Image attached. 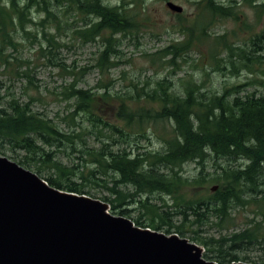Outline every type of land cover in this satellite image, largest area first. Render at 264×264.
Returning a JSON list of instances; mask_svg holds the SVG:
<instances>
[{"label": "trees", "instance_id": "obj_1", "mask_svg": "<svg viewBox=\"0 0 264 264\" xmlns=\"http://www.w3.org/2000/svg\"><path fill=\"white\" fill-rule=\"evenodd\" d=\"M192 4L197 8L194 18L176 15L184 40L144 54L145 58L161 67H176L175 60L185 61L194 41H209L208 28L216 21L239 19L235 1L225 5L219 0H198ZM241 4L253 10L262 27L250 38L247 50L230 45L225 35L215 36V47L223 46L227 54L219 58L211 53L212 70L222 71L220 63L227 62L237 75L241 69L251 71L255 63L263 61L264 57L255 53L264 45V0H242ZM144 8L145 0H117L115 4L112 0H0V48L15 47L18 34L34 42L36 37L29 28L45 30L50 25L53 34L43 33L48 49L65 46L61 36L67 30L84 45L101 40L92 67L101 74L109 73L121 54L117 37L138 33ZM78 22L82 25L76 26ZM39 50L43 52L42 45ZM4 62L8 64L7 59ZM18 76L22 79L25 74ZM178 85L179 92L174 81L165 77L153 86L132 85V91L119 96L110 92V83L99 81L93 92L78 88L75 81L61 93L62 99L73 101V111L68 115L73 133L61 132L51 121L32 112L33 99L19 103L12 98L0 107V142L23 153L18 165L33 168L51 187L89 196L84 191L87 184L102 186L114 196L101 200L109 203L110 210L121 205L138 206L139 216L133 220L136 226L181 238L193 234L191 241L214 252L211 258L218 264L245 261L247 257L240 254L252 251L258 253L257 263L264 264V96H241L245 85L211 94L204 90L203 80L191 73L180 78ZM107 109L115 111L110 114L114 122L106 119ZM158 129L160 133H156ZM148 132L161 142V149H131L136 137L149 139ZM84 136L94 138L98 146H85ZM76 140L82 144L80 149ZM63 146L82 161L81 184L70 179L75 167L67 168L54 159V149L60 151ZM189 163L197 168L190 179L183 175V167ZM44 171L48 176H41ZM213 185L217 189L211 192ZM121 188H131L132 192H121ZM155 194L161 196V205L151 201ZM118 213L130 219L128 209ZM236 213L246 216L240 226L235 224ZM208 226L219 229L218 239L199 236Z\"/></svg>", "mask_w": 264, "mask_h": 264}, {"label": "rangeland", "instance_id": "obj_2", "mask_svg": "<svg viewBox=\"0 0 264 264\" xmlns=\"http://www.w3.org/2000/svg\"><path fill=\"white\" fill-rule=\"evenodd\" d=\"M117 0H112L113 4ZM183 8L181 13L186 19H191L197 14V8L192 2L198 0H168ZM223 4L229 1H235V12L239 16L238 21L234 20H220L216 21L208 28L210 38L205 43H194L193 50L189 53L186 60L176 59V67H169L168 65L159 66V63L153 64L150 60L145 58L144 54H152L157 50L168 46L171 42H182L184 40L183 34L178 31V21L176 14L171 13L165 7V2L161 0H145V12L141 16V28L137 34L127 35L125 37L118 36L117 50L121 53L118 60V65L110 70L109 73L101 74L96 69H93V64L97 58L96 50L101 45V40L96 44L84 45L72 38L71 30L65 32V36H61L65 46L51 49L47 48L46 42L43 38V33L53 34L54 29L48 26L45 30L37 26H32L29 31L35 35L36 41L32 42V38L18 34L14 38L15 47L5 45L0 53V107H4L10 99H15L19 103H27L33 99L31 103V111L41 115L43 119L51 121L61 132L73 133L74 127L69 121V114L73 111L72 100L62 99L61 93L76 81L78 88L89 90L93 89L97 83L112 84V94L123 96L129 91H132V85H137L141 88L145 83L153 86L156 81L162 80L165 77L171 78L174 81L177 91H180L178 80L186 73L193 74L197 80H203L204 90L211 94L221 93L223 88L232 85H245L242 89L241 96L247 93H254L257 96H264V58L261 64L255 63L251 71L241 69L237 75L233 73L231 66L227 62L220 63L222 71L212 70L211 66L214 62L210 59L211 53L219 58H224L227 54L226 49L219 45L215 47L213 39L215 36L225 35L226 41L234 47H242L245 50L249 47V40L253 34L260 31L262 25L257 22L255 14L252 9L241 4L242 0H219ZM261 1V0H258ZM147 20V21H146ZM71 21V20H70ZM69 21V22H70ZM82 23L78 22L76 26H81ZM107 36V35H105ZM43 46L42 53L39 50ZM216 49V50H214ZM257 49V48H256ZM257 56L264 57V45L261 50L255 53ZM7 59L8 64L4 62ZM173 71L176 73L171 74ZM205 72L208 76H205ZM18 73H24L25 77L20 79ZM114 105L118 104L117 100L113 101ZM115 111L107 109L109 115L106 116L107 120L113 121L112 113ZM76 122H80L77 118ZM87 124L84 122L83 124ZM116 125H121V122H116ZM156 133H160L159 129ZM149 139L136 137V140L131 144V149H148L150 151H159L161 149V142L147 133ZM85 146L94 147L98 143L90 136H84ZM115 139L119 141L118 137ZM81 143L76 140V148L80 149ZM118 148L114 147V150ZM55 160L67 168H74L73 176H70L71 181L81 184L79 180V171L84 172L81 167L82 161L79 160V155L73 153L70 148L63 146L60 151L54 149ZM0 156H3L18 164L23 160V153L20 151H13L8 148V145L0 142ZM240 164L243 161L239 162ZM212 162L207 165L208 171L210 170ZM23 168L34 172L33 168ZM197 168L194 163H189L183 167V175L186 178H192L196 175ZM48 176L44 171L41 175ZM107 188L112 186L110 180H107ZM102 185V184H99ZM214 186V185H213ZM216 186V185H215ZM122 189V190H121ZM121 192H132L131 188H121ZM84 191L89 193V197L93 199L102 200V198L114 199L109 190L102 186L94 184H87ZM159 194L152 195L151 201L157 205H161L162 201ZM163 197V196H162ZM167 205L171 206L172 203L168 197H163ZM108 203V202H105ZM109 204V203H108ZM110 206V205H109ZM128 209L130 211V219L133 221L139 216L138 206L121 205L115 211L109 210L112 215H118L120 210ZM245 215L241 213L235 214V224L238 226L244 222ZM178 224V222L176 223ZM233 229L229 230L231 232ZM162 233V232H161ZM226 232L224 231L223 234ZM207 239H218L220 236L219 229L214 226L203 227L200 235ZM193 234L187 233L185 239L191 241ZM193 242V241H191ZM200 246L203 251V258L207 261H214L211 257L216 254L207 250L198 242H193ZM207 255L210 258H205ZM258 253L248 252L240 254L241 257L246 256L245 261L242 263L258 264ZM251 262V263H250Z\"/></svg>", "mask_w": 264, "mask_h": 264}, {"label": "water", "instance_id": "obj_3", "mask_svg": "<svg viewBox=\"0 0 264 264\" xmlns=\"http://www.w3.org/2000/svg\"><path fill=\"white\" fill-rule=\"evenodd\" d=\"M165 7L183 12L171 1ZM109 210L108 203L51 187L0 156V264H218L188 239Z\"/></svg>", "mask_w": 264, "mask_h": 264}, {"label": "bare ground", "instance_id": "obj_4", "mask_svg": "<svg viewBox=\"0 0 264 264\" xmlns=\"http://www.w3.org/2000/svg\"><path fill=\"white\" fill-rule=\"evenodd\" d=\"M217 263V262H216Z\"/></svg>", "mask_w": 264, "mask_h": 264}]
</instances>
